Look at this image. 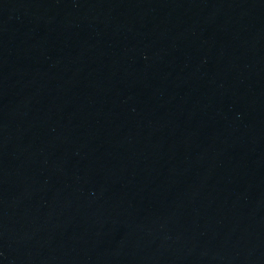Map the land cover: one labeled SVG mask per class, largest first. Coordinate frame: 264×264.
I'll use <instances>...</instances> for the list:
<instances>
[{
    "label": "water",
    "instance_id": "obj_1",
    "mask_svg": "<svg viewBox=\"0 0 264 264\" xmlns=\"http://www.w3.org/2000/svg\"><path fill=\"white\" fill-rule=\"evenodd\" d=\"M0 264H264V0H0Z\"/></svg>",
    "mask_w": 264,
    "mask_h": 264
}]
</instances>
